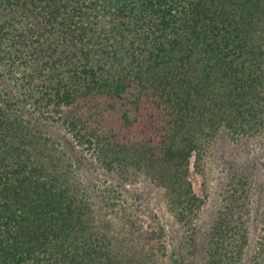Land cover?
Returning <instances> with one entry per match:
<instances>
[{"label":"trees","instance_id":"trees-1","mask_svg":"<svg viewBox=\"0 0 264 264\" xmlns=\"http://www.w3.org/2000/svg\"><path fill=\"white\" fill-rule=\"evenodd\" d=\"M26 111L120 181L162 189L194 242L190 167L221 128L264 125V0H0V264H166L159 228L125 199L93 201ZM252 192L248 172L230 176L202 264H241ZM250 261L264 264V204Z\"/></svg>","mask_w":264,"mask_h":264},{"label":"rangeland","instance_id":"rangeland-1","mask_svg":"<svg viewBox=\"0 0 264 264\" xmlns=\"http://www.w3.org/2000/svg\"><path fill=\"white\" fill-rule=\"evenodd\" d=\"M23 114L72 156L76 175L93 201L98 205L108 202L115 208L117 200L125 199L130 210L139 214L144 224L151 222L159 228L165 246L162 259L166 264H202L203 240L219 209L225 186L234 172L245 170L252 177L253 192L248 243L241 264H251L264 204V125L257 133L235 138L221 128L206 149L198 169L190 167L189 180L203 203L195 220V241L189 242L167 208L162 189L142 174L120 181L113 173L104 170L90 151L76 145L59 121L43 119L27 111ZM110 185L117 186L114 189L116 200L104 198V189ZM107 209L105 207L103 211L109 214Z\"/></svg>","mask_w":264,"mask_h":264}]
</instances>
